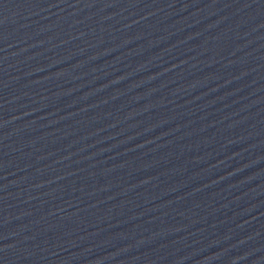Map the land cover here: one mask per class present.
Listing matches in <instances>:
<instances>
[{"label": "water", "instance_id": "water-1", "mask_svg": "<svg viewBox=\"0 0 264 264\" xmlns=\"http://www.w3.org/2000/svg\"><path fill=\"white\" fill-rule=\"evenodd\" d=\"M0 264H264V0H0Z\"/></svg>", "mask_w": 264, "mask_h": 264}]
</instances>
